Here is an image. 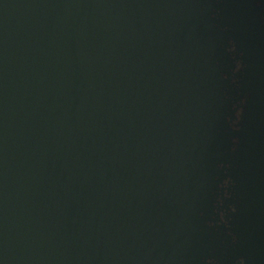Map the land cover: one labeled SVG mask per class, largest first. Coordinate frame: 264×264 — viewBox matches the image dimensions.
I'll return each mask as SVG.
<instances>
[{"label":"water","instance_id":"obj_1","mask_svg":"<svg viewBox=\"0 0 264 264\" xmlns=\"http://www.w3.org/2000/svg\"><path fill=\"white\" fill-rule=\"evenodd\" d=\"M0 264H264V0H0Z\"/></svg>","mask_w":264,"mask_h":264}]
</instances>
